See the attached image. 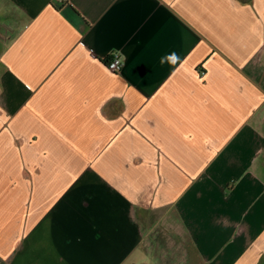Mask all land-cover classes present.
<instances>
[{"label":"crops","instance_id":"1","mask_svg":"<svg viewBox=\"0 0 264 264\" xmlns=\"http://www.w3.org/2000/svg\"><path fill=\"white\" fill-rule=\"evenodd\" d=\"M0 264H264V0H0Z\"/></svg>","mask_w":264,"mask_h":264},{"label":"built area","instance_id":"2","mask_svg":"<svg viewBox=\"0 0 264 264\" xmlns=\"http://www.w3.org/2000/svg\"><path fill=\"white\" fill-rule=\"evenodd\" d=\"M58 2H64V0H57ZM123 67L122 56L119 52H114L107 63V68L111 73H120ZM147 199L150 201L153 189H150L148 192Z\"/></svg>","mask_w":264,"mask_h":264},{"label":"clouds","instance_id":"3","mask_svg":"<svg viewBox=\"0 0 264 264\" xmlns=\"http://www.w3.org/2000/svg\"><path fill=\"white\" fill-rule=\"evenodd\" d=\"M166 59H168V60L171 61V62H174V61L177 59V57H176V54L173 53V54H171L170 56H168ZM161 63H164V59H163V58H162V60H161Z\"/></svg>","mask_w":264,"mask_h":264}]
</instances>
